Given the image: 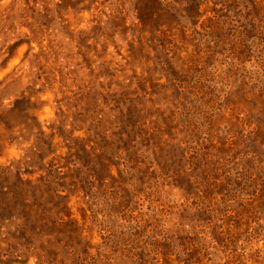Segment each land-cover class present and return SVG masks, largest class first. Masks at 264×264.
Instances as JSON below:
<instances>
[{"label":"rangeland","instance_id":"obj_1","mask_svg":"<svg viewBox=\"0 0 264 264\" xmlns=\"http://www.w3.org/2000/svg\"><path fill=\"white\" fill-rule=\"evenodd\" d=\"M207 1L0 0V264H264V6Z\"/></svg>","mask_w":264,"mask_h":264},{"label":"trees","instance_id":"obj_2","mask_svg":"<svg viewBox=\"0 0 264 264\" xmlns=\"http://www.w3.org/2000/svg\"><path fill=\"white\" fill-rule=\"evenodd\" d=\"M174 1L178 2V0H174ZM232 1L235 2V0H232ZM252 1H253L254 4L258 5L259 7L260 6L261 7L264 6V0L263 1L262 0H252ZM207 2H209V1L200 0L198 2H195V0H181V2H179V3H181V4L185 3V7H186L185 10L188 12V14H191V13L195 12L196 14L200 15L201 12L199 10V7L202 5V3L206 5ZM217 5L223 6L224 5V1L220 0V1H217V2H213V6L210 7V10L217 12L218 11V9L216 7ZM227 6H229V5H227ZM203 11H205V10H203ZM241 45H244V42H241ZM53 165H54L53 163L49 164V166H53ZM58 171H59V169H56V167H54L53 169H49V173L50 174L57 173ZM78 179L81 182L80 178H78ZM53 211H54V215L53 214L51 215L52 216V220L49 219V217H51V216H47L44 212L42 214H40V215H43V216L42 217H38V220H41L43 223H44V221H47V222H50V223H54L55 221H57V222H60L62 224H65V225L73 223V220L68 218L69 214H67L66 212H63L62 210H53ZM60 211H61V214H57ZM66 218H68V219H66ZM16 220H17V218H16ZM44 227H46V226H44ZM40 235H42V234H40ZM45 235H47V233H45ZM45 243L49 244V246L51 245V242L48 239L45 241ZM45 243H44V241L41 242L42 248H39V250L40 249L42 250L44 247L47 246ZM68 253H69V255H73L74 254L73 252H68ZM36 256L38 257L39 264H43V263L48 262L47 260H45V258L49 257L48 256V251L46 253H41L39 255L37 254ZM78 256H79V254L77 255V257ZM17 260H19V258L17 256H14V260H12V261H17ZM76 263H77V260L76 261L68 260V262H67V264H76Z\"/></svg>","mask_w":264,"mask_h":264}]
</instances>
